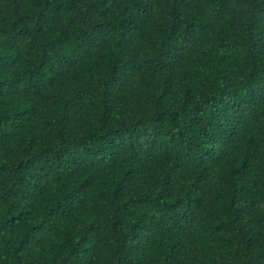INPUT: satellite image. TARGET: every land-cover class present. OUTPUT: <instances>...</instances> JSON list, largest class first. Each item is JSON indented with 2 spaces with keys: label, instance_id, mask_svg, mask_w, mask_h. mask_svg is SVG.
<instances>
[{
  "label": "trees",
  "instance_id": "obj_1",
  "mask_svg": "<svg viewBox=\"0 0 264 264\" xmlns=\"http://www.w3.org/2000/svg\"><path fill=\"white\" fill-rule=\"evenodd\" d=\"M0 264H264V0H0Z\"/></svg>",
  "mask_w": 264,
  "mask_h": 264
}]
</instances>
